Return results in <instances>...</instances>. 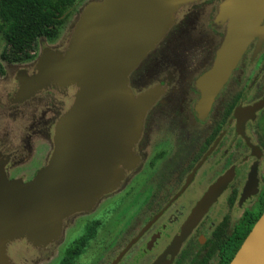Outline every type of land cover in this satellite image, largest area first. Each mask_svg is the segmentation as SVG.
<instances>
[{
    "label": "flooded vegetation",
    "instance_id": "1",
    "mask_svg": "<svg viewBox=\"0 0 264 264\" xmlns=\"http://www.w3.org/2000/svg\"><path fill=\"white\" fill-rule=\"evenodd\" d=\"M223 1L183 5L130 74L135 93H157L134 147L136 166L115 190L66 217L56 240L9 242L13 264L230 263L264 211V39L251 41L200 112L197 80L213 65L226 32L216 18ZM7 64L16 86L0 89L8 97L0 98V160L9 178L28 181L47 164L76 87H49L14 102L17 73H35L36 60Z\"/></svg>",
    "mask_w": 264,
    "mask_h": 264
},
{
    "label": "water",
    "instance_id": "2",
    "mask_svg": "<svg viewBox=\"0 0 264 264\" xmlns=\"http://www.w3.org/2000/svg\"><path fill=\"white\" fill-rule=\"evenodd\" d=\"M193 1L90 0L66 48L45 46L35 73H17L14 102L49 87L76 92L57 122L49 160L33 179L9 178L0 160V264H13L7 246L15 239L35 246L56 240L66 217L115 190L136 166L134 147L157 93H135L130 74ZM216 18L226 32L213 65L197 80L200 112L210 108L251 41H263L264 0H224ZM229 264H264V211Z\"/></svg>",
    "mask_w": 264,
    "mask_h": 264
},
{
    "label": "trees",
    "instance_id": "3",
    "mask_svg": "<svg viewBox=\"0 0 264 264\" xmlns=\"http://www.w3.org/2000/svg\"><path fill=\"white\" fill-rule=\"evenodd\" d=\"M77 1L0 0V35L9 47L2 53V59L6 62L33 59L32 52L42 38L53 41L59 37L66 25L68 10Z\"/></svg>",
    "mask_w": 264,
    "mask_h": 264
},
{
    "label": "rangeland",
    "instance_id": "4",
    "mask_svg": "<svg viewBox=\"0 0 264 264\" xmlns=\"http://www.w3.org/2000/svg\"><path fill=\"white\" fill-rule=\"evenodd\" d=\"M90 0H78L69 10H68V16H67V22L66 25L63 27L59 37L56 40H48L46 38H42V44H38L36 49L32 52L34 54V58L32 60H36L41 52V50L45 46H55V45H63L65 47L67 45V42L69 40L73 25L78 18V14L80 13L83 6ZM1 23V18H0ZM9 47L6 45L3 37L0 35V61L2 64L3 71L0 72V89H9L8 92H13L15 90L16 82L14 81V69L11 66H8V62L4 61L2 59V53L4 51H8ZM14 63V62H12ZM13 69V70H12ZM15 85V86H13ZM0 98L2 100H7L8 97L6 94L0 95ZM4 120L3 117H0V122ZM30 175V174H29Z\"/></svg>",
    "mask_w": 264,
    "mask_h": 264
}]
</instances>
